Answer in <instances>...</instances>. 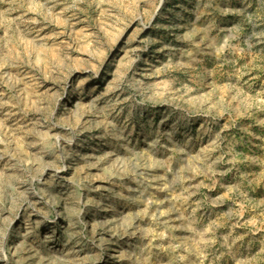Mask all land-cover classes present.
<instances>
[{
  "label": "rangeland",
  "instance_id": "374dc122",
  "mask_svg": "<svg viewBox=\"0 0 264 264\" xmlns=\"http://www.w3.org/2000/svg\"><path fill=\"white\" fill-rule=\"evenodd\" d=\"M0 264H264V0H0Z\"/></svg>",
  "mask_w": 264,
  "mask_h": 264
},
{
  "label": "bare ground",
  "instance_id": "6f19581e",
  "mask_svg": "<svg viewBox=\"0 0 264 264\" xmlns=\"http://www.w3.org/2000/svg\"><path fill=\"white\" fill-rule=\"evenodd\" d=\"M83 83V82H82Z\"/></svg>",
  "mask_w": 264,
  "mask_h": 264
}]
</instances>
